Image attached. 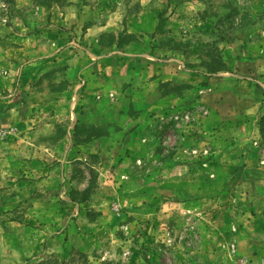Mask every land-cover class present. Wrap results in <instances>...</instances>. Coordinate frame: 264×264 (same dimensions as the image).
I'll return each mask as SVG.
<instances>
[{
    "label": "rangeland",
    "instance_id": "rangeland-1",
    "mask_svg": "<svg viewBox=\"0 0 264 264\" xmlns=\"http://www.w3.org/2000/svg\"><path fill=\"white\" fill-rule=\"evenodd\" d=\"M95 1L0 0V264H264V89L253 96L256 113L237 103L234 132L195 98L106 126L67 122L57 106L39 105L33 118L23 83L32 59L7 52L42 29V7L83 2L88 14ZM144 1L195 70L264 84V0ZM231 43L240 53H225ZM64 75L51 72L35 87L60 93ZM193 87L194 97L212 92ZM35 126L49 129L37 135L39 149ZM106 131L114 141H102ZM13 149L45 167H3Z\"/></svg>",
    "mask_w": 264,
    "mask_h": 264
},
{
    "label": "crops",
    "instance_id": "crops-1",
    "mask_svg": "<svg viewBox=\"0 0 264 264\" xmlns=\"http://www.w3.org/2000/svg\"><path fill=\"white\" fill-rule=\"evenodd\" d=\"M82 3V8L56 3L49 8L42 7L41 13L47 12L37 17L45 23L42 29L30 33L25 49L19 47L7 52L32 59L25 67L23 83L29 88L27 104L33 118L39 105L43 111L47 106L51 110L57 106V112L66 114L67 122L106 126L147 118L149 111H152L149 115L153 112L162 114L163 110L176 104L193 103L195 98V102L201 101L211 107L212 119L223 120L225 117L232 120L227 129L234 132L238 128L237 103L243 105V110L248 108L246 112L256 113L259 98L253 96L264 89V84L258 81L254 84V81L238 79L225 72L211 76L203 70H195L188 54L174 44L175 34L157 31L159 12L146 7L148 4L144 0H137L136 8L132 9V0H96L88 6V14H83L87 7ZM193 43L191 40L190 46ZM240 46L239 43L228 44L225 53L231 54L232 47L240 53ZM59 70L65 73L64 78L58 77L55 81L66 84L63 91L41 92L35 87L42 76ZM178 83L185 86L180 93ZM193 85L212 92L194 97ZM140 110H143L142 114ZM263 114L264 110H261ZM46 130L49 129L31 128L29 133L36 136L31 141L33 149L44 147L45 137L37 135H44ZM114 134L106 133L101 139L104 143L114 141ZM243 149L234 150L245 152L248 158L250 153ZM5 153L7 156L1 162L3 167L14 168L23 165L21 163L31 168L45 167L43 159L38 157L20 159L15 156V149ZM239 161L235 158L232 166ZM220 162L218 165L228 166ZM43 173L42 170L41 175Z\"/></svg>",
    "mask_w": 264,
    "mask_h": 264
},
{
    "label": "trees",
    "instance_id": "trees-1",
    "mask_svg": "<svg viewBox=\"0 0 264 264\" xmlns=\"http://www.w3.org/2000/svg\"><path fill=\"white\" fill-rule=\"evenodd\" d=\"M159 25L157 27L158 30H160L161 26H162V15H159ZM220 68L216 69V70H219ZM211 71H214V70H211ZM260 126H261V129L264 130V116L261 117V121H260ZM106 133H108V131H106L105 133L103 132H99L98 135H105Z\"/></svg>",
    "mask_w": 264,
    "mask_h": 264
},
{
    "label": "built area",
    "instance_id": "built-area-1",
    "mask_svg": "<svg viewBox=\"0 0 264 264\" xmlns=\"http://www.w3.org/2000/svg\"><path fill=\"white\" fill-rule=\"evenodd\" d=\"M186 117H189L188 115H186ZM178 119V116L176 117Z\"/></svg>",
    "mask_w": 264,
    "mask_h": 264
}]
</instances>
